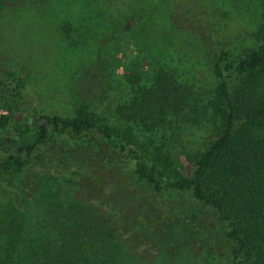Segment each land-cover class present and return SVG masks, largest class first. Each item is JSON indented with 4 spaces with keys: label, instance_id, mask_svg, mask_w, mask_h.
<instances>
[{
    "label": "trees",
    "instance_id": "obj_1",
    "mask_svg": "<svg viewBox=\"0 0 264 264\" xmlns=\"http://www.w3.org/2000/svg\"><path fill=\"white\" fill-rule=\"evenodd\" d=\"M9 1L0 0V12ZM101 1L108 7L118 2ZM163 1L171 6L175 0ZM253 41L238 52L214 51L215 94L197 110L212 135L181 156L147 148L134 138L132 126L122 131L85 105L73 116L43 114L30 124L21 84L0 69V131L14 129L10 143L0 136V144H9L0 155V187L16 198L0 203V264L4 258L9 264H168L170 247L179 253L197 239L215 255L226 247L230 264H264V19ZM125 68L129 81L138 84L118 107L126 123L154 132L192 105L191 86L171 70L159 68L139 84L135 65ZM60 134L87 136L91 143L66 151L68 162L78 161L74 169L67 164L78 182L87 157L107 176L85 178L82 196L71 201L43 180L38 192H27L26 185L15 191L32 155ZM126 164L131 170L116 178Z\"/></svg>",
    "mask_w": 264,
    "mask_h": 264
},
{
    "label": "rangeland",
    "instance_id": "obj_2",
    "mask_svg": "<svg viewBox=\"0 0 264 264\" xmlns=\"http://www.w3.org/2000/svg\"><path fill=\"white\" fill-rule=\"evenodd\" d=\"M172 3L118 0L108 7L101 0H10L0 12V69L22 86L27 102L22 106L24 119L33 124L43 114L73 116L79 105H85L122 131L132 126L134 138L149 149L160 146L181 156L182 150L202 146L212 135L211 126L197 110L215 94L213 53L218 47L238 52L253 46V32L264 19V8L261 0ZM126 65H135L139 84L148 82L159 68L171 70L191 86L192 105L154 132L126 123L119 118L118 107L138 87L126 77L130 73ZM13 131L2 129L0 136L10 143ZM50 141L32 155L33 162L17 177L15 191L26 185L27 192H38V180H43L42 185L71 201L82 196L85 178L103 179L107 174L91 157L82 162L85 175L80 182L67 166L74 169L78 161L68 162L66 151L77 145L91 147L87 136L75 139L60 134ZM8 146L0 144V155ZM131 168L132 164L122 166L116 178L124 179ZM14 199L0 187L1 204ZM207 245L197 239L179 253L170 247L168 264H230L226 247L215 255ZM15 253L23 258V253Z\"/></svg>",
    "mask_w": 264,
    "mask_h": 264
},
{
    "label": "flooded vegetation",
    "instance_id": "obj_3",
    "mask_svg": "<svg viewBox=\"0 0 264 264\" xmlns=\"http://www.w3.org/2000/svg\"><path fill=\"white\" fill-rule=\"evenodd\" d=\"M25 116V115H24Z\"/></svg>",
    "mask_w": 264,
    "mask_h": 264
}]
</instances>
